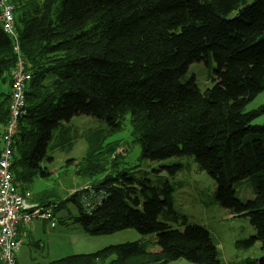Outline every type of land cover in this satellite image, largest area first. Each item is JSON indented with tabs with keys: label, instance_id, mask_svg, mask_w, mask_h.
<instances>
[{
	"label": "trees",
	"instance_id": "1",
	"mask_svg": "<svg viewBox=\"0 0 264 264\" xmlns=\"http://www.w3.org/2000/svg\"><path fill=\"white\" fill-rule=\"evenodd\" d=\"M11 1L20 54L32 76L13 143L14 183L25 195L26 185L50 175L43 162L51 150L69 152L80 136L86 151L78 165L94 183L63 200L37 202L56 219L72 203V222L91 236L134 229L155 235L158 247L127 241L53 264H223L203 226L182 220L183 228H173L158 219L161 213L176 219L173 185L168 177L152 182L130 173L136 168L126 161L131 147L139 148V160L192 156L214 180L215 201L254 228L240 242L250 247L258 240L264 247V124L253 123L264 115V103L245 110L264 93V0ZM14 45L0 26V130L8 117ZM209 51L216 63L209 78L218 81L202 93L193 77L181 78ZM75 115L105 126L71 139L63 122ZM178 167L165 169L173 175ZM244 180L251 199L236 196L234 186Z\"/></svg>",
	"mask_w": 264,
	"mask_h": 264
},
{
	"label": "rangeland",
	"instance_id": "2",
	"mask_svg": "<svg viewBox=\"0 0 264 264\" xmlns=\"http://www.w3.org/2000/svg\"><path fill=\"white\" fill-rule=\"evenodd\" d=\"M216 68L212 52L200 54L195 57L189 65L186 73L182 76V81L193 77L200 91L204 93L218 77L210 72ZM11 83V78H10ZM9 83V89H10ZM264 103V93H260L253 101L246 105L245 110L258 108ZM255 124H264V115L253 121ZM69 132L71 139L75 133L105 126V123L91 116L75 115L69 122H63ZM59 130L55 131L57 133ZM129 126L120 134L124 139L129 137ZM69 152L51 150L50 157H59L51 164V172L46 178H38L30 183V202H37L38 197L46 199L63 200L68 195L90 187L94 181L83 177L81 169L82 160L86 145L79 136L71 143ZM126 156L131 168L130 173L141 178H148L152 182L159 178L168 177L173 185L171 194L172 207L176 219L167 220L161 213L158 217L160 221L168 222L173 228H183L180 224L182 220L186 224H197L203 226L216 245L218 258L221 263L226 264L244 258H255L262 261L264 259V247L260 241H254L250 247L240 241L248 239L255 234L254 228L250 225L248 218L231 214L230 208L220 205L214 199L215 182L205 171H200L192 156L171 157L162 160H139V148L131 147ZM45 162V161H44ZM43 162V163H44ZM77 163V167H76ZM180 165L177 172L169 175L165 167ZM128 167V168H129ZM54 179V185L47 187L49 181ZM97 179H95L96 181ZM236 196L242 200L251 199L254 194L251 191L248 181H241L234 186ZM58 222L54 227H50L51 233L48 236V228L44 230L39 225V220L34 221L40 227L29 236H23L19 244V260H24V264H53V261L68 255L78 253H92L108 245L124 243L127 241L141 240L146 243L149 250H157L155 235L141 236L134 229H125L113 234L103 236H91L85 233L78 224L71 222L76 215L77 209L72 203H68L61 211L56 212ZM47 238V241H45ZM18 252V251H17ZM21 256L23 258H21ZM17 262V261H16ZM171 264H194L185 259H178Z\"/></svg>",
	"mask_w": 264,
	"mask_h": 264
},
{
	"label": "built area",
	"instance_id": "3",
	"mask_svg": "<svg viewBox=\"0 0 264 264\" xmlns=\"http://www.w3.org/2000/svg\"><path fill=\"white\" fill-rule=\"evenodd\" d=\"M13 7L11 0H0L1 29L15 44L12 48L14 64L8 117L0 130V262L4 264H17L16 254L20 244L17 238L18 226L33 220L47 222L51 226L56 223L50 207L30 203L19 191L11 172L14 138L18 132L19 118L25 113V89L32 77L20 54Z\"/></svg>",
	"mask_w": 264,
	"mask_h": 264
},
{
	"label": "crops",
	"instance_id": "4",
	"mask_svg": "<svg viewBox=\"0 0 264 264\" xmlns=\"http://www.w3.org/2000/svg\"><path fill=\"white\" fill-rule=\"evenodd\" d=\"M2 88H5V86H2ZM207 91V90H206ZM206 91L204 92V93H206ZM74 117V116H73ZM73 117H71L70 119H69V121L73 118ZM68 121V122H69ZM59 157L57 156V157H50V158H48V159H46L45 160V162L43 163V167L44 168H46L47 170H49L50 171V173L51 172H53L51 169H50V166H51V164H49V163H47V164H45L46 163V161H49V162H53L54 163V160H56V159H58ZM53 174V176L55 175L54 174V172L52 173ZM51 175V174H50ZM36 180V179H35ZM35 180H34V182H35ZM54 179H52L51 181H49L50 183H49V185L47 186V187H51V186H53L55 183H54V181H53ZM24 192H25V197L27 198V200L30 202V185H26L25 186V189H24ZM29 196V197H28ZM30 203H36V204H38V205H40L39 204V202H30ZM56 217H57V215H56ZM58 218L56 219V221L58 222ZM34 221H37V220H33V221H31L30 223H28V224H25V225H20V226H18V228H17V238H18V240H19V242L21 243L22 242V237L23 236H29V235H31L32 233H34L38 228H42L43 230H44V233L46 232V229L48 228V232H47V234L45 233V236H48V234H50L51 233V229L52 228H50V227H54V226H51L49 223H47V222H42V221H40L39 222V225H40V227L36 224L37 222H34ZM56 224V223H55ZM36 227H38V228H36ZM45 241H47V238H46V240ZM20 249V248H19ZM18 256H19V250H18V252H17V254H16V261H17V264H24V260H19L18 259ZM21 258H23L22 256H21Z\"/></svg>",
	"mask_w": 264,
	"mask_h": 264
},
{
	"label": "water",
	"instance_id": "5",
	"mask_svg": "<svg viewBox=\"0 0 264 264\" xmlns=\"http://www.w3.org/2000/svg\"><path fill=\"white\" fill-rule=\"evenodd\" d=\"M71 222H72V220H71Z\"/></svg>",
	"mask_w": 264,
	"mask_h": 264
},
{
	"label": "clouds",
	"instance_id": "6",
	"mask_svg": "<svg viewBox=\"0 0 264 264\" xmlns=\"http://www.w3.org/2000/svg\"><path fill=\"white\" fill-rule=\"evenodd\" d=\"M17 263V262H16Z\"/></svg>",
	"mask_w": 264,
	"mask_h": 264
}]
</instances>
